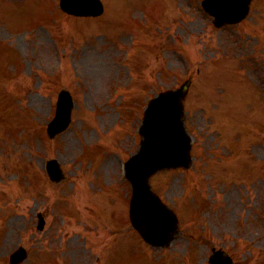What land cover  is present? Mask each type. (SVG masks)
<instances>
[{
    "label": "rangeland",
    "instance_id": "374dc122",
    "mask_svg": "<svg viewBox=\"0 0 264 264\" xmlns=\"http://www.w3.org/2000/svg\"><path fill=\"white\" fill-rule=\"evenodd\" d=\"M105 1L103 17L85 18L82 27L61 11L59 18L45 15L49 26L41 23L23 37L16 34V40L9 37L12 24L38 19L31 2L6 8L7 22L0 15V55L5 57L3 46L19 54L14 60L9 55L6 66L0 58V264L20 243L30 250L23 264H115L116 256L127 264H154L160 257L164 264H210L206 256L212 241L225 244L239 264H264V240L223 241L231 227L264 228V0H255L249 17L227 29L207 25L208 14L192 15L188 8L196 0H168L174 11L171 6L153 10V22L147 14L150 23L142 26L129 64L132 74L114 61L127 34L118 41L107 32L114 33L112 18L123 25V12L128 16L136 9L130 13L115 0ZM59 36L67 51L63 68L53 47ZM180 53L195 65L185 113L194 163L152 178L183 226L173 252L160 254L149 252L132 227V186L125 177L124 185L115 183L124 170L114 152L123 148L127 160L138 149L137 126L147 97L169 79L171 84ZM47 70L56 76L49 79ZM62 88L75 94V119L67 131L50 138L46 124ZM97 141L100 146L85 160L93 161L90 167L74 162L82 146ZM52 156L66 164V178L59 183L44 167V158ZM38 211L48 219L43 230L36 226Z\"/></svg>",
    "mask_w": 264,
    "mask_h": 264
},
{
    "label": "water",
    "instance_id": "95a60500",
    "mask_svg": "<svg viewBox=\"0 0 264 264\" xmlns=\"http://www.w3.org/2000/svg\"><path fill=\"white\" fill-rule=\"evenodd\" d=\"M184 96H185V92H181L179 98L177 99L176 106L173 107L172 109L168 108V105H171L170 99L165 100L163 106L159 104L154 105L152 109L153 115L148 118V123H146L148 126H152L153 128L155 125H157V129H153V132H151L149 138L150 146L148 148V153L150 159L148 160L147 163L148 168L142 170V176H143L142 183L146 184L148 190H149L148 177L150 175V171L152 167L155 168L156 166L178 164L185 161V159L184 160L181 159L184 156L185 152H187L186 150L187 147L189 148V146H188V139L186 138V135L181 126L182 122L180 121L181 125L177 123V125L174 124V126H172L173 121L177 120L181 115V110L183 107L182 100ZM165 127H170V128H168L169 129L168 130V129H164ZM176 130L179 131L177 134H179L180 137L176 136L175 134ZM177 138H180L183 144L182 150L180 152L175 150L174 143ZM144 178L146 179V181ZM133 214H132V218L135 223L138 222L139 224H145L147 223V218L149 220L153 219V216L151 215L146 216V213H144L142 214L143 216L137 217V219L141 222H139L138 220L136 222ZM148 232L145 230L144 233L147 235Z\"/></svg>",
    "mask_w": 264,
    "mask_h": 264
}]
</instances>
